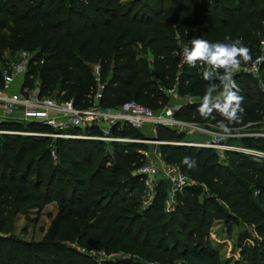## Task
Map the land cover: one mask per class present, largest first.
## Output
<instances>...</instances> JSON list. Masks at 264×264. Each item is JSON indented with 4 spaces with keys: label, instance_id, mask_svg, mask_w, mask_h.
I'll return each instance as SVG.
<instances>
[{
    "label": "trees",
    "instance_id": "16d2710c",
    "mask_svg": "<svg viewBox=\"0 0 264 264\" xmlns=\"http://www.w3.org/2000/svg\"><path fill=\"white\" fill-rule=\"evenodd\" d=\"M14 23L22 28L20 50L38 51L24 86L39 82L42 96L59 90L54 97L90 106L97 89L91 68L99 64L104 107L136 101L163 110L170 103L167 90L177 85L187 100L178 120L225 131L264 124V66L263 87L251 75L236 74L224 97L206 101L221 94L235 66L211 61L217 49L245 47L250 59L260 54L264 0H0V42ZM198 38L207 53L193 59ZM242 58L233 59L241 64ZM0 130L49 128L8 122ZM112 135L144 137L128 125L116 126ZM186 138L176 129H155L154 140L169 143L159 148L165 162L198 183L178 194L175 211L167 214L164 182L152 205L141 206L145 179L137 171L146 164L144 144L0 135V264H97L73 245L123 250L145 262L224 264L211 239L216 222H225L229 235L242 226L236 244L241 262L264 264V163L229 152L227 164L213 149L170 144ZM240 141L264 151V138ZM52 204L59 214L41 241L15 235L16 216Z\"/></svg>",
    "mask_w": 264,
    "mask_h": 264
},
{
    "label": "built area",
    "instance_id": "2783aa9c",
    "mask_svg": "<svg viewBox=\"0 0 264 264\" xmlns=\"http://www.w3.org/2000/svg\"><path fill=\"white\" fill-rule=\"evenodd\" d=\"M262 48L260 54L250 59L240 70L251 75L256 79L262 73L264 66V42L261 43ZM36 53L22 51L19 59L7 64L1 68L0 73V124L15 122L20 124H39L49 128L48 132H24V131H8L0 130V135L8 136H29L36 138H51L54 141L62 140H90L112 143H140V140L116 137L112 135V131L116 126L124 127L126 125L133 127L139 132H144L148 128L156 129L163 126L174 129L175 127H190L188 123H182L176 120L175 114L181 110L182 104L169 103L162 111L156 113L151 108L143 106L136 101H129L120 107H104L101 104L105 84L101 82V67L93 65V74L97 83V89L88 107L79 108L73 100H60L54 96H42L40 83L37 82L33 88L24 86L25 77L30 73V65L35 59ZM233 72L228 73L223 78V88L219 96L211 98L215 100L218 97H224L227 90V83L232 77ZM170 97H178L177 88L167 90ZM198 125V124H197ZM249 124L248 126H251ZM205 127L202 129L201 127ZM212 125H198L201 131L211 133L213 137L207 144H195L192 142H170L171 145L188 146L214 149L221 147L226 151L232 150L244 153L252 158L253 161L264 163V152L259 149H252L243 146V148H233L225 139L228 135L209 132ZM246 126V127H248ZM147 127V129H146ZM98 128L101 134L95 135L91 130ZM177 130V129H176ZM247 137L264 138V133L255 132V134H246ZM154 145L169 144L152 142ZM146 158V164L137 171V175L145 179L146 195L143 201V208L150 207L156 196V189L160 182L167 185V206L172 212L176 207V198L178 194L184 192L191 187H197L198 183L185 174L179 166L171 165L165 162L161 152L157 148L148 154L142 152ZM56 161L55 151L52 152ZM220 156V155H219ZM223 158V157H222ZM79 252L85 254L97 264H116L120 261H127L131 264H161L158 262H145L141 257L130 255L127 253L108 254L105 251L94 252L90 250H80L76 245L72 246ZM176 264H182L176 263Z\"/></svg>",
    "mask_w": 264,
    "mask_h": 264
},
{
    "label": "rangeland",
    "instance_id": "374dc122",
    "mask_svg": "<svg viewBox=\"0 0 264 264\" xmlns=\"http://www.w3.org/2000/svg\"><path fill=\"white\" fill-rule=\"evenodd\" d=\"M126 2H129L130 0H124ZM22 28H20L18 25H16L15 23L13 25L10 26V28L3 33V35L1 36V42H0V68L6 67L7 64H10L16 60L19 59V56L21 54L22 51H28V50H20V47L18 46V39H19V33H21ZM263 42V41H262ZM183 45V44H182ZM262 44L260 45V49L262 48ZM188 51V46H184L183 45V54L185 55V53ZM30 53H38V51H28ZM145 58H147V60H151L150 55L146 56ZM250 60V59H249ZM249 60H245L244 57L242 58V63L238 64L235 66H233V74L232 77L234 75H236L235 72H237L238 70H240L242 67L245 66V64L247 62H249ZM99 65V64H97ZM101 67V66H100ZM92 69V68H91ZM238 74H242V72H239ZM152 77H155V73L152 71ZM262 73L260 74V76L257 78V80L260 81V86L263 87V84L261 82L262 79ZM231 77V78H232ZM253 77V76H252ZM230 78V80H231ZM254 79H256L255 77H253ZM230 80L227 83V90L230 89ZM176 83H178V79H176ZM177 88V85L174 86ZM173 87V88H174ZM171 88V89H173ZM168 89V90H171ZM59 90H55L52 96H56V94L58 93ZM212 98V97H211ZM211 98H207L206 101L207 102H213L221 97L216 98L215 100H211ZM185 100L179 96L178 97H170V103L172 104H182V102H184ZM185 103H187V100L185 101ZM150 108V107H149ZM152 110L156 113L162 111L159 109H155L152 108ZM179 122L182 123H187V122H183L181 120L176 119ZM190 125V127L188 128H184L183 126L181 127H175L174 129H177V131L180 134H185V136L187 137L185 139V141L188 142H192L195 144H207L213 137L215 136H211V133H206L204 131H201L198 127L197 124L194 123H188ZM24 128L27 129L28 125L27 123L24 124ZM202 129H205V127H201ZM147 129V127H146ZM209 132L212 133H219V134H223L224 131H220L217 130L214 126H210ZM255 132H262L264 133V124H252L251 126H248L246 128L237 130V131H228V132H224L225 134H227L228 136L225 138L227 139L226 142L228 144H231L233 148H243V144L241 143V139L243 138H255V137H247L246 134H255ZM143 138H139L138 140H140L141 144H144L148 147V149L144 152L146 153H150L153 148H160V145H154L152 142L155 141V129H151L148 128L147 130H145L144 132H141ZM257 139V138H256ZM137 140V139H136ZM194 148H198L201 149L199 146L194 147ZM253 149V148H252ZM216 154H218V157L221 161L225 162L228 164L229 162V158H228V153L229 152H233V153H240V152H235L232 150L226 151L225 149L221 148V147H217L213 149ZM264 152V151H263ZM243 154L245 156H247L250 160H252V158L244 153H240ZM220 155V156H219ZM223 157V158H222ZM253 161V160H252ZM256 164H261L259 161H254ZM146 188L144 187V190L142 192L141 195V199L142 202L144 201L145 195H146ZM257 194V193H256ZM143 207V204L141 205ZM165 211L167 214H171L172 212L169 210L167 204L165 207ZM175 211V210H174ZM263 211H264V205H263ZM59 214V209L57 207V205L52 204L47 206L44 210H42L41 212L38 211V209L34 208V207H30L27 210V213L25 214H21L16 216V223H15V235L24 239V240H28V241H41L43 239V237L45 236L46 232L49 231L52 228L53 225V221L54 218ZM91 216V215H90ZM224 226H225V222H223ZM223 224H214L211 233H214L215 238L213 239V245L219 250L220 256L222 258V261L224 262V264H244L241 262V257L239 255L240 251L239 249H236V244H237V239L239 237V234L243 231L242 229H244L242 226H235L236 232L234 234L231 235H226L225 237L220 239V235L218 236V232H220L219 230H221L223 227ZM221 226V227H220ZM1 237H3V235H1ZM212 238V237H211ZM225 241V242H224ZM80 250H83L84 248H81L79 246ZM86 250H90V251H94V252H99V251H105L108 254H112V253H127L130 255H134L137 257H140L138 254H133L130 252H126L123 250H118V251H107V250H96V249H86ZM142 258V257H141ZM92 260V259H91ZM153 262H157V261H153ZM160 263V262H158ZM176 263H180L178 261L174 262L173 264ZM113 264V263H112ZM117 264V263H116Z\"/></svg>",
    "mask_w": 264,
    "mask_h": 264
},
{
    "label": "clouds",
    "instance_id": "9594fccd",
    "mask_svg": "<svg viewBox=\"0 0 264 264\" xmlns=\"http://www.w3.org/2000/svg\"><path fill=\"white\" fill-rule=\"evenodd\" d=\"M192 43L194 45V49L191 53V58L194 59V58L204 57L207 53V48H208L207 43L204 42L203 39H199V38L194 39ZM237 54L242 55L246 61L250 59V56L248 55V49L245 47L232 48L231 50L219 48L216 50L214 55L209 57V59L214 63H219L222 61L224 64L231 62L235 65L238 64V62L235 61L233 58ZM232 99L239 101L241 97L233 96Z\"/></svg>",
    "mask_w": 264,
    "mask_h": 264
},
{
    "label": "crops",
    "instance_id": "0c3cea01",
    "mask_svg": "<svg viewBox=\"0 0 264 264\" xmlns=\"http://www.w3.org/2000/svg\"><path fill=\"white\" fill-rule=\"evenodd\" d=\"M130 1H131V0H130ZM123 2L127 3V2L124 1V0H123ZM216 223H218V224H220V225L223 224V222H216ZM216 223H215V224H216ZM220 227H221V226H220ZM222 227H223V228H222L221 230H219L220 232H218V236L220 235V236H219L220 239L223 238V237H225L226 235H228V233L226 232V227L224 226V224L222 225ZM236 229H237V228L233 229V231H232L231 234H234V233L236 232ZM231 234H230V235H231ZM211 237H212V238H211V239H212V242H214L213 239L215 238V236H214V233H213V232L211 233ZM224 242H225V241H224ZM215 248H216V247H215ZM216 249H217V248H216ZM217 250H218V249H217ZM218 251H219V250H218Z\"/></svg>",
    "mask_w": 264,
    "mask_h": 264
}]
</instances>
